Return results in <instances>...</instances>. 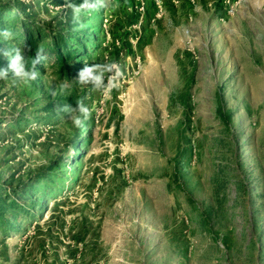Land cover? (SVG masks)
Masks as SVG:
<instances>
[{
  "label": "rangeland",
  "instance_id": "374dc122",
  "mask_svg": "<svg viewBox=\"0 0 264 264\" xmlns=\"http://www.w3.org/2000/svg\"><path fill=\"white\" fill-rule=\"evenodd\" d=\"M0 1L90 36L69 75L0 81V264H264V0ZM109 61L117 87L75 82Z\"/></svg>",
  "mask_w": 264,
  "mask_h": 264
},
{
  "label": "clouds",
  "instance_id": "9594fccd",
  "mask_svg": "<svg viewBox=\"0 0 264 264\" xmlns=\"http://www.w3.org/2000/svg\"><path fill=\"white\" fill-rule=\"evenodd\" d=\"M104 6L103 0H82L79 5L68 3L67 7L71 9L73 20H79L83 12H93ZM15 38V33L11 29H0V42L12 41ZM30 46L7 48L0 52L8 64L6 68H0V81H11L14 85L29 87L36 82L41 73L37 70V65L42 64L47 59L44 50L38 49L34 56H31L30 62L28 60V53ZM107 83L104 84L103 78L106 73L113 72ZM122 76L121 65L115 61L107 63H98L92 65H85V67L78 72L75 82L81 87L91 84L92 91L107 92L108 90L117 87L119 78ZM67 91V88H64ZM67 114L68 119L74 127H81L83 121L76 113L83 114L85 119H89L90 110L85 104L84 99L76 102V107L64 105L61 109Z\"/></svg>",
  "mask_w": 264,
  "mask_h": 264
},
{
  "label": "trees",
  "instance_id": "16d2710c",
  "mask_svg": "<svg viewBox=\"0 0 264 264\" xmlns=\"http://www.w3.org/2000/svg\"><path fill=\"white\" fill-rule=\"evenodd\" d=\"M16 10L17 8L13 7L12 4L2 3L0 1V29H11L15 33V38L12 41L0 42V52L7 48L28 45L30 46V51L27 58L30 62L31 56L35 55L36 50L43 49L47 59L42 63L49 64V67L56 66L58 77L69 75V73L72 72L71 62H77L82 54L86 53L88 45L90 44V36L86 33L87 27L85 29L83 28L80 33L77 34L73 31L74 24L65 27V33H63V27L61 28V26H59L61 29L59 28L55 32L48 27L35 28L31 25V22L23 20ZM7 14H12L13 16L14 20L11 23L7 22ZM7 64V59L0 55V68H6ZM41 65L42 64H38L36 66L40 73H42ZM12 192L14 196L20 195V198H23L24 194H28L26 189L20 192L12 190ZM2 196L3 194L0 193V199ZM10 200V207H14L15 204L18 203L15 197ZM30 201L34 203L33 207H35V209L40 208L38 201H34L33 199H30ZM1 225L6 228L9 227L8 218L0 217V226Z\"/></svg>",
  "mask_w": 264,
  "mask_h": 264
}]
</instances>
